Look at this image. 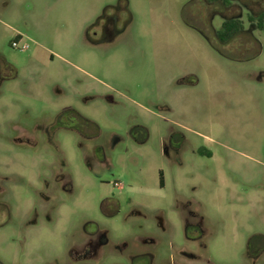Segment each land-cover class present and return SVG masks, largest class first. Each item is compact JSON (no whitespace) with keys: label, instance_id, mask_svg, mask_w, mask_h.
I'll use <instances>...</instances> for the list:
<instances>
[{"label":"rangeland","instance_id":"374dc122","mask_svg":"<svg viewBox=\"0 0 264 264\" xmlns=\"http://www.w3.org/2000/svg\"><path fill=\"white\" fill-rule=\"evenodd\" d=\"M0 264H264V0H0Z\"/></svg>","mask_w":264,"mask_h":264},{"label":"trees","instance_id":"16d2710c","mask_svg":"<svg viewBox=\"0 0 264 264\" xmlns=\"http://www.w3.org/2000/svg\"><path fill=\"white\" fill-rule=\"evenodd\" d=\"M243 30L242 24L237 19L224 20L222 22L221 28L217 33V37L221 42H226L234 34ZM163 183V174L162 171H159V185L162 186Z\"/></svg>","mask_w":264,"mask_h":264},{"label":"flooded vegetation","instance_id":"af4514ba","mask_svg":"<svg viewBox=\"0 0 264 264\" xmlns=\"http://www.w3.org/2000/svg\"><path fill=\"white\" fill-rule=\"evenodd\" d=\"M112 39H114L113 36L112 37L111 36H104L102 38V40H112ZM79 114L81 116L79 119L81 120V123L83 124V127H81L79 129L81 134H83L87 137L97 136L99 131H100V126L98 125V123L96 121L86 117L85 115H83L80 112H79ZM87 125L91 126L92 128H89V126H87ZM257 236H258V238H260L259 235H257ZM254 238H257V237L253 236L252 239H254Z\"/></svg>","mask_w":264,"mask_h":264}]
</instances>
